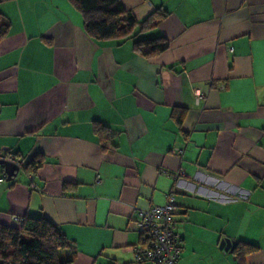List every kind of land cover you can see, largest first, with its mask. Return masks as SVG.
<instances>
[{"label":"crops","instance_id":"1","mask_svg":"<svg viewBox=\"0 0 264 264\" xmlns=\"http://www.w3.org/2000/svg\"><path fill=\"white\" fill-rule=\"evenodd\" d=\"M120 1L138 20L164 12L136 39L166 50L91 39L68 0L0 4V152L25 165L0 182V224L41 215L72 264H137L132 221L172 193L176 264H264V0Z\"/></svg>","mask_w":264,"mask_h":264},{"label":"trees","instance_id":"2","mask_svg":"<svg viewBox=\"0 0 264 264\" xmlns=\"http://www.w3.org/2000/svg\"><path fill=\"white\" fill-rule=\"evenodd\" d=\"M6 1L9 0H0V4ZM68 1L80 14L86 35L95 41L131 39L132 50L145 58L160 54L168 48L169 42L162 36L136 39L138 34L150 31L158 25L165 15L159 9L152 10L138 20L130 10L123 7L120 0ZM9 28V19L0 12V40L8 33ZM94 131L102 149H109L112 146L113 132L97 122L94 124ZM0 168L3 170L2 166ZM175 222L174 230L177 232ZM179 241L180 238L177 241L178 246ZM70 244L60 227L41 215L24 216L15 227L0 224V264H72L75 251L68 258L59 256V251ZM253 250L255 246L239 242L235 253L238 257Z\"/></svg>","mask_w":264,"mask_h":264},{"label":"built area","instance_id":"3","mask_svg":"<svg viewBox=\"0 0 264 264\" xmlns=\"http://www.w3.org/2000/svg\"><path fill=\"white\" fill-rule=\"evenodd\" d=\"M197 92V98H202ZM181 150H178V152ZM0 161H8L22 167V160L10 153L0 152ZM6 174L0 168V182ZM96 181L101 178L96 175ZM176 212L175 197L172 193L165 195L164 202L153 204L140 210L132 221L133 228L139 233L142 246H134L133 259L137 264H176L180 253L177 241L180 235L174 230Z\"/></svg>","mask_w":264,"mask_h":264},{"label":"water","instance_id":"4","mask_svg":"<svg viewBox=\"0 0 264 264\" xmlns=\"http://www.w3.org/2000/svg\"><path fill=\"white\" fill-rule=\"evenodd\" d=\"M0 166L3 167V171L6 174L5 177L6 180H11L22 168L8 161H0ZM235 246H236V242L229 239H224L220 242V247H222L224 250L228 252H232Z\"/></svg>","mask_w":264,"mask_h":264}]
</instances>
